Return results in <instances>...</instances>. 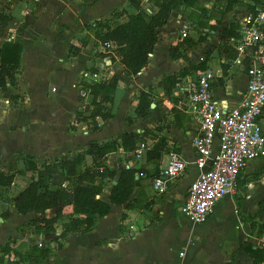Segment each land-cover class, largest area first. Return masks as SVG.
Segmentation results:
<instances>
[{
    "label": "crops",
    "instance_id": "0c3cea01",
    "mask_svg": "<svg viewBox=\"0 0 264 264\" xmlns=\"http://www.w3.org/2000/svg\"><path fill=\"white\" fill-rule=\"evenodd\" d=\"M262 2L264 4V0L257 3ZM253 4L252 0H243L234 11L224 15L220 14L216 0H195L192 5L179 6L158 29L159 40L148 65L137 75H129L116 49L106 53L97 51L101 42L96 38L95 29L86 26L109 19L114 26L123 22L127 16L138 12L130 0H0V14L10 18L6 25L0 26V46L5 41L23 46L17 85L0 88V170H5L12 162L16 170L26 171L24 159L16 157L19 153L32 155L41 167L64 155L86 151L92 141L107 143L124 132L141 133L145 128L152 130L146 141L147 148L156 138L165 137L168 149L181 153L188 163L185 175L167 192L158 194L153 188V179L166 164L167 153L160 159L148 160L146 149L141 158L135 156L129 162L122 149L115 157L108 155L107 164L112 168L132 165L143 169L142 175H137L140 183L132 196L134 207L112 205L111 212L98 218L90 231L72 232L59 239L60 248L54 239L62 232L61 224L54 233L38 235L31 220L40 215L18 213L12 203L0 199L4 203L0 211L4 221L0 224V249L9 238L13 240V247L20 246L23 250L38 243L53 248L40 262L18 261L19 257L12 254L1 264L253 262L248 252L236 251L246 241L257 248L255 238H264V228H259L264 225V157L247 163L236 190L217 202L206 222L193 223L182 212V205L189 185L200 172L195 163L197 150L194 145L200 124L187 105L179 104L174 94L164 93V78L168 75L187 69L186 76L181 77L185 78L211 70L216 75L212 86L214 98L219 104L238 105L247 88L246 60L241 63L236 58H227L223 45L235 37L227 33L229 27ZM214 5L218 15L213 14ZM141 6L150 15L158 10L154 0H142ZM185 26L188 36L184 38ZM194 27L198 30L197 37L193 34ZM191 41L194 44H190ZM72 46L79 49L75 56L69 55ZM172 50L186 54L187 58H173ZM208 56L203 69L191 67L204 62ZM97 68H104L117 77L118 82L114 102L109 104L114 117L107 122L97 117L99 127L94 130L90 120H80L78 114L88 116L92 111L91 93L83 95L81 92L82 72ZM143 90H151L150 121L136 118L135 114ZM158 117L163 121L159 122ZM261 119L264 130V112ZM142 123L147 124L143 130ZM158 125L161 127L156 130ZM87 164H91L89 155ZM31 176L36 173H16L8 188L9 197L17 198L30 183ZM109 192L110 187L104 199H108ZM238 202L241 212L248 218H255L258 224L253 233L248 222L238 214ZM57 210L68 215L73 207L48 209L46 216H54ZM28 228L31 230L27 232Z\"/></svg>",
    "mask_w": 264,
    "mask_h": 264
},
{
    "label": "trees",
    "instance_id": "16d2710c",
    "mask_svg": "<svg viewBox=\"0 0 264 264\" xmlns=\"http://www.w3.org/2000/svg\"><path fill=\"white\" fill-rule=\"evenodd\" d=\"M154 1L158 6V10L154 14L150 15L144 11L141 6L142 0H130L138 12L127 16L123 22L114 26L112 19H109L96 21L92 25L86 26L87 29H91L94 28L93 25L95 24V35L100 42L112 41L117 45L116 51L121 57L120 61L125 72L129 75H137L148 65L150 55L159 40L158 29L168 22L172 12L181 5H192L195 2V0ZM252 1L257 3L260 0ZM216 2L219 4L220 14L224 15L234 11L237 6L243 3V0H216ZM251 8L254 9L253 6ZM9 20V17H3L0 14V26L6 25ZM238 28L239 24L236 21L232 23L227 33L238 37ZM189 43L194 44L193 41ZM223 48L227 58L234 59L237 57V51L228 43L223 45ZM78 52L79 49L72 46L69 55L75 56ZM22 53L23 46L17 42L5 41L0 46L1 89L7 88L8 84L17 85ZM171 54L173 58H187L186 54L177 53L175 50H172ZM208 58L209 56L204 62L191 65V67L203 69ZM245 66L246 68L249 66L248 59L245 61ZM187 73V69H183L178 74L166 76L164 78L165 95L172 96L179 78L186 76ZM117 82L118 78L113 76L109 82L83 84L92 95V111L88 116H83L80 113L78 116L80 120H90L92 129L96 130L99 127L97 117L105 122L114 117L113 109L109 104L114 102ZM152 103L151 90L141 91L135 109L136 118L147 119L150 116ZM156 130H159V126ZM151 134L152 130L145 128L141 133L136 131L124 132L118 138L107 143L92 141L86 151L64 155L56 162L44 163L41 167L38 166L32 155L19 153L16 157L24 159L26 171L16 170L12 162L5 170H0V199L12 203L18 213L40 215L31 220V224L35 228L34 231L38 235L54 233L57 225L61 224L62 232L59 237L54 239L58 243L57 248H60L62 244L59 239H64L72 232L90 231L98 218L111 212L112 205L126 204L128 208L134 207L135 202L132 196L140 183L137 175H142L143 169L132 165L130 167L120 165L118 168H112L107 164V157L110 154L115 157L118 151L122 149L128 162L135 159V151L141 143L147 141ZM168 151L167 139L158 137L154 144L147 148V159H160ZM87 155L91 156V164H87ZM30 171L36 173V176H31L30 183L17 198H10L8 188L12 185L15 174L29 173ZM56 174L62 176L63 182L67 184H57ZM108 187H110L109 196L108 199H104L103 195ZM70 205L73 207L71 214L66 215L63 210H57L54 216H46L48 209ZM145 205L147 206V204ZM238 214L243 221L248 222L250 231L253 233L258 224H256L255 218H248L241 212L239 202ZM259 228H264V225H260ZM12 242V238H9L8 242L1 247L0 264L4 263L5 258L12 254L19 257L18 261L40 262L53 251V248L45 243L34 244L23 250L20 246L13 247ZM240 251H246L250 254L253 259L251 264H261L264 261V249L254 248L249 241H246L236 253Z\"/></svg>",
    "mask_w": 264,
    "mask_h": 264
},
{
    "label": "built area",
    "instance_id": "2783aa9c",
    "mask_svg": "<svg viewBox=\"0 0 264 264\" xmlns=\"http://www.w3.org/2000/svg\"><path fill=\"white\" fill-rule=\"evenodd\" d=\"M253 7L237 19L239 35L229 38L228 42L237 51V61L249 60L247 88L241 102L236 106L219 104L212 92L216 75L211 70L180 78L174 88L173 94L179 104L187 105L200 124L194 139L195 163L200 172L189 185L182 205V212L195 224L206 222L217 202L236 190L240 174L249 161L264 157L261 122L264 112V4L255 3ZM187 30L185 26L182 37L188 36ZM116 48L112 41L101 42L97 51L106 53ZM112 78L104 68L82 72L84 83L109 82ZM81 92L90 95L83 84ZM147 147L146 142L141 143L135 156L141 158ZM167 158L153 179V188L158 194L167 192L186 173L188 163L181 153L169 150ZM254 245L264 249V238L257 236ZM180 254L183 256L184 252Z\"/></svg>",
    "mask_w": 264,
    "mask_h": 264
},
{
    "label": "rangeland",
    "instance_id": "374dc122",
    "mask_svg": "<svg viewBox=\"0 0 264 264\" xmlns=\"http://www.w3.org/2000/svg\"><path fill=\"white\" fill-rule=\"evenodd\" d=\"M215 7H216V5H214V6L212 7V8H214V9H213V14L218 15V12L214 11V10H215ZM235 13H237V12H235ZM195 18H196L197 21H198L199 18L194 16V19H195ZM229 20H230V21H229L230 23H231V21H233V13L230 15V19H229ZM230 23H229V24H230ZM193 29H194V30H193V34L195 35V37H197V36L199 35V34H198V30H197L195 27H194ZM157 102H159V101H157ZM158 116H159V115H158ZM151 120H152V119H151ZM147 121H150V119L148 118ZM158 121H159V122H162L163 119H161V118L158 117ZM146 126H147L146 123H142L141 130H143ZM158 126H159V125H158ZM159 127H161V126H159ZM55 178H57V181H56L57 184H63V183H64V182H63V177H62V176L56 174V175H55ZM65 184H67V183H64V185H65ZM3 205H4V203L0 200V211L3 209ZM3 223H4V221L1 220L0 224H3ZM30 230H31V229L28 228V229H27V232L30 231ZM23 231H24V230H23ZM29 233H30V232H29Z\"/></svg>",
    "mask_w": 264,
    "mask_h": 264
},
{
    "label": "water",
    "instance_id": "95a60500",
    "mask_svg": "<svg viewBox=\"0 0 264 264\" xmlns=\"http://www.w3.org/2000/svg\"><path fill=\"white\" fill-rule=\"evenodd\" d=\"M139 177L137 176V179H138ZM114 183H116V181H114ZM0 220H2V218H0Z\"/></svg>",
    "mask_w": 264,
    "mask_h": 264
}]
</instances>
